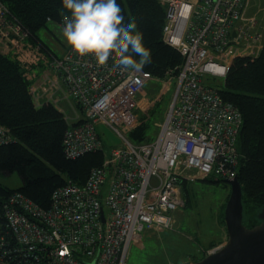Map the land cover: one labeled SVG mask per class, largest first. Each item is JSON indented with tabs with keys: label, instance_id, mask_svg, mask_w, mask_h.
<instances>
[{
	"label": "built area",
	"instance_id": "1",
	"mask_svg": "<svg viewBox=\"0 0 264 264\" xmlns=\"http://www.w3.org/2000/svg\"><path fill=\"white\" fill-rule=\"evenodd\" d=\"M159 1L166 9L164 40L183 56L175 75L112 72L111 59L98 66L92 55L80 57L69 45L60 55L49 52L41 97L50 102L61 91L78 107L76 116L60 109L68 120L67 156L105 148L101 124L121 141L105 150L102 164L91 169L84 184L56 187L48 207L20 190L0 197V264H130L132 246L142 248L147 236L174 226L175 212L186 203L185 181L237 176L243 114L222 97L220 81H207L205 75L223 82L237 57L259 55L264 19L246 16L245 0ZM59 24L63 29V17ZM29 38V30L0 0L2 48L6 43L10 53L17 47L11 45ZM42 48L37 43L32 50ZM151 81L167 90L176 85L157 137L135 143L130 133L139 123L138 95ZM36 85L31 92L38 99ZM12 140L11 129L0 124V144Z\"/></svg>",
	"mask_w": 264,
	"mask_h": 264
},
{
	"label": "trees",
	"instance_id": "2",
	"mask_svg": "<svg viewBox=\"0 0 264 264\" xmlns=\"http://www.w3.org/2000/svg\"><path fill=\"white\" fill-rule=\"evenodd\" d=\"M2 1L29 30L30 46L34 48L35 43H40L43 48L34 52L39 59L33 62L13 59L0 51V124L8 126L13 137L12 141L0 144V171L8 175L17 172L22 179L17 188L0 182V197L20 190L48 207L56 187L69 181L84 184L91 169L102 164L106 147L77 158L68 157L63 143L68 120L50 102L37 106L31 92L32 83L42 72L39 61L47 64L49 52L60 55L40 39L38 31L49 22L59 24L63 15L70 14L63 7V0ZM117 3L123 10L125 23L135 18L138 30L143 33V43L151 50L152 63L144 69L162 79L177 74L183 56L177 47L164 40L165 6L159 0H117ZM221 83L216 84L220 94L236 104L244 118L237 142V176L243 190L244 223L251 227L260 222L258 214L264 207V41L258 56L237 57ZM152 138L146 122L130 133L135 143ZM222 180L225 179L216 181ZM190 182H184V195Z\"/></svg>",
	"mask_w": 264,
	"mask_h": 264
},
{
	"label": "rangeland",
	"instance_id": "3",
	"mask_svg": "<svg viewBox=\"0 0 264 264\" xmlns=\"http://www.w3.org/2000/svg\"><path fill=\"white\" fill-rule=\"evenodd\" d=\"M38 36L53 51L58 54L63 52L66 40L63 37V29L58 23L49 22L47 27H43L38 31ZM29 42L31 43L30 40ZM29 42L11 45L17 47L11 48V52L9 53L10 48H7L9 45L4 43L5 47L2 48V41L0 40V51L4 54L9 53L10 57L13 59L18 58L20 61H38L35 57V51L32 50L33 46H30ZM39 65L42 72L34 80V83L39 84L36 85L37 96L39 98H34V100L36 103L39 100L37 106H42L49 103L45 101L49 97H41L44 94L45 87L44 89L42 87V90L39 91V86L43 83V81L40 83V78L43 72L49 71L50 66H48V63L43 64L40 61ZM205 79L207 81L217 80L220 81V84H222L221 81L223 80L222 78H214L209 75H205ZM151 82L153 84H151L152 87L149 88L147 85L143 90V92H146V98L142 94L138 98L140 107L137 110L139 116L137 127L146 122L148 133L154 139L160 132V124H162L165 117V110L171 101L176 82H174L171 90L164 89L163 84L158 81ZM53 94V90L48 93L50 98ZM56 98V96L52 97L50 103L61 111L53 103L56 101ZM68 100L71 109L67 107L64 101L61 102L69 116H76L78 107L75 106L71 98ZM98 130L103 138L106 152H109L113 147L120 144V138L109 126L101 124L98 126ZM213 179L215 180L198 179L188 184V193L186 195L183 194L186 203L175 212L174 226L164 232L152 234L150 238H145L142 248L132 246L128 259L130 264L194 263L227 241L228 232L224 220V211L231 193V186L225 180L216 181L218 178ZM0 182L9 187L17 188L21 185L22 179L17 172L8 175L0 171Z\"/></svg>",
	"mask_w": 264,
	"mask_h": 264
},
{
	"label": "clouds",
	"instance_id": "4",
	"mask_svg": "<svg viewBox=\"0 0 264 264\" xmlns=\"http://www.w3.org/2000/svg\"><path fill=\"white\" fill-rule=\"evenodd\" d=\"M63 7L70 13L62 14L63 37L80 57L92 55L98 66H107L111 59L112 72L139 73L152 63L135 18L125 23L117 0H63Z\"/></svg>",
	"mask_w": 264,
	"mask_h": 264
},
{
	"label": "water",
	"instance_id": "5",
	"mask_svg": "<svg viewBox=\"0 0 264 264\" xmlns=\"http://www.w3.org/2000/svg\"><path fill=\"white\" fill-rule=\"evenodd\" d=\"M231 193L225 206L227 241L202 259L189 264H264V207L254 226L244 223L243 190L238 176L226 179Z\"/></svg>",
	"mask_w": 264,
	"mask_h": 264
},
{
	"label": "crops",
	"instance_id": "6",
	"mask_svg": "<svg viewBox=\"0 0 264 264\" xmlns=\"http://www.w3.org/2000/svg\"><path fill=\"white\" fill-rule=\"evenodd\" d=\"M244 3H245L244 14L246 16L257 15L260 18L264 19V0H245ZM66 44H67V42H66ZM65 47L66 46H64L63 51L65 50ZM151 84H152V82H149L147 84L149 86V88L152 87L153 84L152 85ZM140 94H142L145 97L146 92L142 91ZM140 94L138 95V98H139ZM56 97H57L56 101H54L53 103L56 104L60 109H62L63 111H66V109L63 106L61 101H64V103L67 104V107L69 109H71V106L69 105V100L64 98L63 93L61 91L56 94ZM152 98H153V96H152ZM45 101H47V100H45ZM143 101H145V99H143ZM77 110H78V108H77ZM146 238H150V236H147Z\"/></svg>",
	"mask_w": 264,
	"mask_h": 264
}]
</instances>
